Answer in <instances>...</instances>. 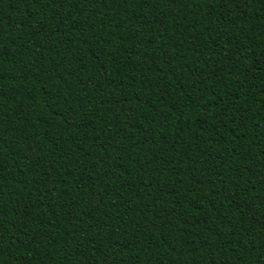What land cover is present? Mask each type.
<instances>
[{
  "label": "trees",
  "instance_id": "obj_1",
  "mask_svg": "<svg viewBox=\"0 0 264 264\" xmlns=\"http://www.w3.org/2000/svg\"><path fill=\"white\" fill-rule=\"evenodd\" d=\"M0 264H264V0H0Z\"/></svg>",
  "mask_w": 264,
  "mask_h": 264
}]
</instances>
